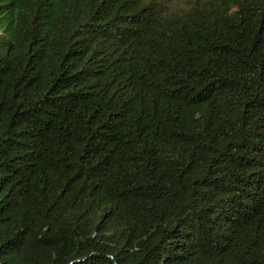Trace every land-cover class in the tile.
<instances>
[{
    "label": "trees",
    "instance_id": "1",
    "mask_svg": "<svg viewBox=\"0 0 264 264\" xmlns=\"http://www.w3.org/2000/svg\"><path fill=\"white\" fill-rule=\"evenodd\" d=\"M0 264H264V0H0Z\"/></svg>",
    "mask_w": 264,
    "mask_h": 264
}]
</instances>
